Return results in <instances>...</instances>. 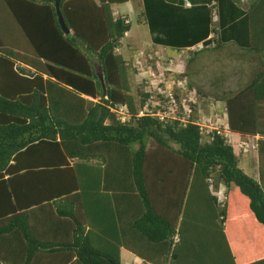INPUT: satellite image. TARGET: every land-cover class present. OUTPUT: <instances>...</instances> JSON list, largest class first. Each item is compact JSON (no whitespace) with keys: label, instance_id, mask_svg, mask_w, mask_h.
<instances>
[{"label":"trees","instance_id":"obj_1","mask_svg":"<svg viewBox=\"0 0 264 264\" xmlns=\"http://www.w3.org/2000/svg\"><path fill=\"white\" fill-rule=\"evenodd\" d=\"M128 1L149 25L153 6L181 0H59L68 34L54 0H0V264H121V248L142 264H264V66L222 96L225 126L201 130L190 101L185 122L160 120L146 79L133 95L139 70L119 48L131 22L112 7ZM219 1L205 0L201 49L223 45ZM230 1L247 2L254 27L264 0ZM168 47L186 65L197 54ZM233 141L254 145L258 179Z\"/></svg>","mask_w":264,"mask_h":264},{"label":"crops","instance_id":"obj_2","mask_svg":"<svg viewBox=\"0 0 264 264\" xmlns=\"http://www.w3.org/2000/svg\"><path fill=\"white\" fill-rule=\"evenodd\" d=\"M219 2V5H217L219 38L223 45H219V48L215 50L227 47V51H224L223 49L220 50L219 59L221 63L219 62L218 64H216L217 67H209L210 60L207 53H211V51L212 53H214V50L211 49V47L201 49V46L209 45L208 40L211 37V32L209 31L210 25L207 24V21L205 19L207 8L205 0H186V2L181 0L180 2H175L173 4L160 2L153 6V11H156V17L153 18L149 15V25L146 24L143 20L141 21L142 24L146 26V31L148 34V39L146 41L144 40V44H146L147 48V54L145 55V57H141L142 59H153V55H156L155 53H161L169 55L171 57H175V54H177V49L168 47L170 45L179 47L185 46V48L197 49V54L196 56H194V58L196 59L197 56L199 57L200 63L198 65H193V61L195 60L194 58L191 63L189 62V64L187 65L184 64V66L183 58L180 61V65L182 66V71L186 72L187 79L190 83L192 81L191 79H193V77L196 75L198 76V82H203L206 84L209 83L210 88L208 92L198 90L199 94H201V98L206 97L209 100V103L204 105L202 108L203 110L207 107V111L209 112L207 116L209 117L222 116L225 111V100L222 99V96H226V94H233L242 89L253 79V76L255 75L253 69H257L258 72L263 68H261L257 60L253 58L252 53L250 52V43L248 42V40L251 33V36L255 38L253 44L254 46H258L263 43L264 22L261 20V18H263L262 14L264 15V3L260 6V14L255 13V16H253L255 22L254 27H249L248 19H246L248 9L247 2L240 1L238 4H234L230 0H221ZM187 3L189 4L187 5ZM112 9L114 11V5ZM250 30L252 31L250 32ZM126 34H128V32H126L124 36H126ZM166 44L168 46H166ZM237 51L243 52L245 56L241 57V55H239ZM230 54L233 55L232 62H230L229 59ZM155 59L157 60V58ZM173 61L175 62L174 59ZM162 65L170 66V68L174 70H176L177 66L179 67L178 63L175 65H168L162 62ZM210 69L212 70L211 77H214L213 80H210L212 79L209 74ZM230 71L231 73H229ZM145 75L148 76V72ZM242 77H245L246 80L240 81ZM229 79H232L234 81V88L231 87L232 85L229 83ZM210 82H214L215 84H211ZM200 105L201 104H197V110H201ZM221 108L223 109V111H218ZM203 114V111H200V114H198V119H204L205 115ZM212 120L214 122V119ZM221 120L223 121V119L220 117V119L218 118L216 121ZM225 122L226 120H224V122L222 123L218 122V125L222 124L223 126H225ZM233 137L238 138L237 136ZM254 139H257V136L254 138H249V140L252 141H254ZM254 161L252 159L249 160L248 163L252 164V162ZM248 166L250 169L252 167V170L254 171V165ZM240 168L244 172H247L242 167ZM257 172L258 169L255 174H257ZM258 177L259 175H257V179ZM218 190L220 192L223 189L222 187H220ZM240 250V256H245L243 250ZM123 258H127V261L130 264H142V262L138 258H136L130 251L121 248V264Z\"/></svg>","mask_w":264,"mask_h":264},{"label":"rangeland","instance_id":"obj_3","mask_svg":"<svg viewBox=\"0 0 264 264\" xmlns=\"http://www.w3.org/2000/svg\"><path fill=\"white\" fill-rule=\"evenodd\" d=\"M136 1V0H135ZM134 1V2H135ZM137 10L140 9L139 6H137ZM136 8V5L134 4L133 5V1H128L126 3H123V4H116L114 5V11L116 13H119L121 15H126L128 18H129V21L131 22V26H130V29L128 31V34H126V36L122 37V39L120 40V51H121V55L123 56L124 59H128L130 60V58H133L134 62L138 61L139 64H135L133 62L134 65H136V67L138 68L139 72L136 74L137 76H131L129 75V80L131 82L130 86L132 87V93L133 95L136 94V87L137 86H140V88H142L141 86V83L140 85L137 84V82H140L141 80L143 79H146L147 77H149V71H153L155 74H156V71H160V65L161 64V61L159 59H155V55H153V59H142V58H139V60H137L135 57L136 56H139V55H143V57L147 54L146 50V44H144V40L146 41L148 39V34H147V28L144 24H142V22H139L138 21V11L135 9ZM11 26L12 23H10ZM187 49V48H186ZM188 49H191V48H188ZM224 50V51H227V47L226 48H221L219 50H214V53H211L208 52V58H209V67L213 66V67H217L216 64H218L220 62V59H219V55H220V50ZM184 53V51H182ZM239 55H241V57L245 56L243 52H240V51H237ZM252 53V56L255 60H257V62L260 64L261 68L264 66V62H263V56L259 53H254L253 51H250ZM177 54H175V57H173V59L175 60V62L173 61V65L174 64H179V67L177 66L176 70L173 69V72H170L169 75H168V78L170 79V75L173 73H180V72H183L182 71V66L180 65V61L182 60L181 56L179 55V52H176ZM225 53V52H223ZM161 54V53H159ZM247 54V53H245ZM255 54V55H254ZM140 57V56H139ZM232 58H233V55L230 54L229 56V59H230V62H232ZM155 59V60H154ZM227 60V58H226ZM145 61V62H144ZM146 63V64H145ZM200 63V60H199V57L197 56V58L193 61V65H198ZM221 63V62H220ZM170 64V63H169ZM168 64V65H169ZM184 64H186V61L183 60V66ZM147 65V66H146ZM141 66L143 68H141ZM166 67V66H165ZM173 68V67H172ZM213 69V68H211ZM209 70V74H210V77H211V72L212 70ZM155 70V71H154ZM227 70H230V69H227ZM233 71V70H232ZM148 72V76H146L145 74ZM253 72H257V69H253ZM231 73V71L229 72ZM172 78L175 79L177 81V83L179 84H182L184 86L183 88V92H181L179 95H180V103L182 105V107H184L185 109H188L187 108V104L185 102H195L196 104H201L200 105V109L201 110H197V113H196V118L198 117V114H200V111H203V115L204 116V121H203V124H205L207 127H218L220 125H218V122H224L225 118H224V114H225V111H224V114L222 116H220L223 121H216L218 118L220 119V117H215V116H207L209 114V112L207 111V107L206 109H203V106L208 104L209 103V100L208 98H201V94L197 95L195 93V91H190L187 87V81L182 79V78H179L178 75H172ZM212 79L210 80H213L214 77H211ZM191 84L194 88V90H201L203 92H208L209 91V83L206 84V83H203V82H198V76H194L193 79H191ZM201 80V79H199ZM209 80V79H208ZM245 81L246 78L245 77H242L240 81ZM229 83L232 85L231 87L234 88V81L232 79H229L228 80ZM211 84H213L214 82H210ZM215 84V83H214ZM147 89V88H145ZM137 99V98H136ZM201 100V101H200ZM203 100V101H202ZM179 110H181V107L179 106ZM223 111V109L221 108L220 110L218 111ZM216 112V111H215ZM214 112V113H215ZM214 119V122L213 120ZM250 144H252L251 142H249ZM233 144H234V151L236 152L237 154V161H238V164L240 167H242L244 170H246L248 175H252L253 178L257 179V175H258V172L257 174L256 171L258 169V161H257V153L253 150V146L252 147H248L247 151L243 152L241 150H239V148H237V144L235 143V141H233ZM150 146H152L151 143H149ZM255 155V157H254ZM255 161L252 162V164H249L248 161L249 160H252ZM248 165H254V171L252 170V167L251 169L249 168ZM122 264H130L128 261H127V258H123L122 259Z\"/></svg>","mask_w":264,"mask_h":264},{"label":"built area","instance_id":"obj_4","mask_svg":"<svg viewBox=\"0 0 264 264\" xmlns=\"http://www.w3.org/2000/svg\"><path fill=\"white\" fill-rule=\"evenodd\" d=\"M186 2V0H183ZM189 3H187L188 5ZM157 54V53H156ZM144 54L139 55L143 57ZM180 55V54H179ZM135 58L138 60V57ZM170 63V64H169ZM168 64L172 65L173 60H168ZM175 65V64H174ZM163 66L160 65V69ZM164 71L173 72V69L170 66L163 67L158 73H154L153 71H149V77L146 78L147 80V88L150 90L151 95L147 104L151 105V108H157L156 115L160 120H163L165 117H171L173 119H179L182 122L189 117L190 109H185L180 105V102H177L174 96V88L179 90V93L183 90L184 86L182 84L177 83L175 79L172 78V74L170 75V79L164 74ZM147 104L144 105L143 109L139 111V114H142L144 111H147ZM179 106L181 110H179ZM160 109H159V108ZM119 113L121 115V119H124L125 109L124 107L119 108ZM199 126L203 131H209L212 127H207L203 124V119H199ZM237 148L239 150L245 152L248 147V143L245 141H239L237 144Z\"/></svg>","mask_w":264,"mask_h":264},{"label":"water","instance_id":"obj_5","mask_svg":"<svg viewBox=\"0 0 264 264\" xmlns=\"http://www.w3.org/2000/svg\"><path fill=\"white\" fill-rule=\"evenodd\" d=\"M58 4H59V0H54V6H55L56 15H57V21H58V24H59L62 32H64V34H68L70 32V30L66 27V25L64 23V20L60 14V11L58 8ZM103 94H104V91H103Z\"/></svg>","mask_w":264,"mask_h":264},{"label":"clouds","instance_id":"obj_6","mask_svg":"<svg viewBox=\"0 0 264 264\" xmlns=\"http://www.w3.org/2000/svg\"><path fill=\"white\" fill-rule=\"evenodd\" d=\"M217 195L220 196V198H221V197L223 196V190L220 191V192H219V190H218Z\"/></svg>","mask_w":264,"mask_h":264}]
</instances>
